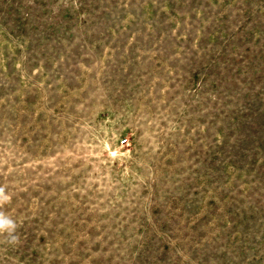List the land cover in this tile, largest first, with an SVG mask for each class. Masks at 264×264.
<instances>
[{
    "label": "rangeland",
    "instance_id": "obj_1",
    "mask_svg": "<svg viewBox=\"0 0 264 264\" xmlns=\"http://www.w3.org/2000/svg\"><path fill=\"white\" fill-rule=\"evenodd\" d=\"M0 186V264H264V0H0Z\"/></svg>",
    "mask_w": 264,
    "mask_h": 264
},
{
    "label": "clouds",
    "instance_id": "obj_2",
    "mask_svg": "<svg viewBox=\"0 0 264 264\" xmlns=\"http://www.w3.org/2000/svg\"><path fill=\"white\" fill-rule=\"evenodd\" d=\"M11 196L6 192L4 186H0V207L9 203ZM17 224L3 211H0V234H6L7 242L9 244L18 243V236L16 235Z\"/></svg>",
    "mask_w": 264,
    "mask_h": 264
},
{
    "label": "built area",
    "instance_id": "obj_3",
    "mask_svg": "<svg viewBox=\"0 0 264 264\" xmlns=\"http://www.w3.org/2000/svg\"><path fill=\"white\" fill-rule=\"evenodd\" d=\"M126 140H123V142H125Z\"/></svg>",
    "mask_w": 264,
    "mask_h": 264
}]
</instances>
